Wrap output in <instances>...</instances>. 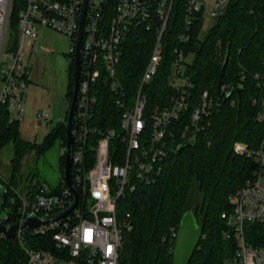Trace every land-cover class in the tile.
Listing matches in <instances>:
<instances>
[{
    "label": "built area",
    "instance_id": "obj_1",
    "mask_svg": "<svg viewBox=\"0 0 264 264\" xmlns=\"http://www.w3.org/2000/svg\"><path fill=\"white\" fill-rule=\"evenodd\" d=\"M15 2L0 0V116L7 114L9 121L20 120L26 113L31 69L25 54L32 52V43L38 39L40 28L52 29L71 38L67 59L69 65H75L82 9L81 0H23L18 12L19 33L16 42L11 44ZM186 2V29L178 36L179 44L172 46L168 74L173 88L171 102L165 108L155 109L149 127L145 117L148 104L145 84L153 80L164 59L165 32L174 0H88L72 166V180L83 196H79L76 209L68 216L34 229L22 226L17 230L13 239L25 251V264H121L124 232L131 230L133 223L130 214L120 219L119 199L136 191L140 184L152 183L163 171L165 160L195 139L204 117L219 110L225 102L236 103L235 95L244 86L242 81L221 83L217 97L206 89L191 112L190 124L175 131L174 123L189 106L187 69L192 57L185 52L184 45L190 41L194 19L201 10H208L211 17H215L227 0ZM139 29L153 32L156 38L135 101L123 113L121 131L115 128L99 131L90 124L99 99L97 84L105 82L116 93H122L118 73L124 42ZM38 118L50 120L46 108L38 112ZM91 132H100V135L92 147L95 149L93 165L88 168L87 139ZM235 150L240 155L249 153L248 145L240 141L235 144ZM61 154L65 155V145ZM256 156L260 169L255 178L238 189L232 211L222 213L228 226L227 236L235 241V264H264V247L254 246L246 236L249 223H264V138ZM73 198L66 182L62 191L53 193L51 185L43 180L33 195L21 196L18 221L23 222L31 214L42 216L60 212ZM5 219L7 215L0 224L5 223ZM177 234L178 230H173L176 238ZM45 236L50 240L44 238L38 245L30 244V239ZM2 237H6L4 233L0 234V239Z\"/></svg>",
    "mask_w": 264,
    "mask_h": 264
},
{
    "label": "trees",
    "instance_id": "obj_2",
    "mask_svg": "<svg viewBox=\"0 0 264 264\" xmlns=\"http://www.w3.org/2000/svg\"><path fill=\"white\" fill-rule=\"evenodd\" d=\"M186 0H174L170 20L165 32V55L153 80L145 84L148 104L145 117L148 126L156 108H165L171 102L173 88L168 81L171 68L172 46L179 44L178 36L186 29ZM23 0H16L11 16L10 34L17 38L18 12ZM212 25L203 32L205 11L196 14L190 41L184 45L192 57L187 69L190 87L188 110L174 123L176 132L190 124L192 110L201 94L208 89L216 96L217 83L242 81L243 88L235 95L236 103L225 102L219 110L204 117L195 139L184 145L164 162L160 175L152 183H143L136 191L127 193L118 201L120 219L130 214L133 228L124 232L121 264H174L176 237L181 219L188 210L203 227V236L189 264H235V241L227 236L228 226L222 212L231 211L238 189L255 178L260 169L257 152L264 138V0H227L223 10L213 17ZM153 32L139 29L124 42L119 65L122 93H116L105 82L97 84L99 99L93 110L90 124L99 131L115 128L121 131V119L132 106L139 89L144 69L155 44ZM74 64L69 68L67 104L73 93ZM68 113V108H67ZM260 115L263 118L260 119ZM68 116V114H67ZM19 121H9L7 114L0 116V150L12 143L10 177L0 178L7 189L0 211L10 207L5 223L20 218L22 195H33L41 181L33 184L32 176L22 172L23 158L31 150L44 153L56 138L66 144V121H60L53 134L42 144H32L19 132ZM176 122V121H175ZM97 130V131H98ZM100 132H91L87 139V167L93 165L95 147ZM244 142L254 151L240 155L237 142ZM61 182L52 188L59 193L65 187L63 170L65 155L61 154ZM34 175V174H33ZM80 198L81 189L77 188ZM199 201L194 209L191 202ZM248 241L264 247V223L246 226ZM50 240L48 236L30 239L31 245ZM45 240V241H46ZM25 251L13 238L0 239V264H25Z\"/></svg>",
    "mask_w": 264,
    "mask_h": 264
},
{
    "label": "rangeland",
    "instance_id": "obj_3",
    "mask_svg": "<svg viewBox=\"0 0 264 264\" xmlns=\"http://www.w3.org/2000/svg\"><path fill=\"white\" fill-rule=\"evenodd\" d=\"M214 18L205 10L203 32L212 25ZM16 37L10 35V43L16 42ZM71 38L61 32L45 29L41 36V46L32 48L28 64L31 67L30 85L26 93V113L19 121V132L23 139L32 144H42L50 134H53L67 118L66 89L69 79V62ZM27 57L29 53L25 54ZM46 108L50 115L49 121H41L38 112ZM262 147V146H261ZM61 141L56 138L44 152L31 150L22 161V172L25 177L32 176V183L46 180L52 188L59 187L61 182ZM254 151L249 148L248 155ZM14 154L12 143L0 150V178L10 177L11 159ZM34 174V175H33ZM234 193L231 194L233 197ZM189 206L194 209L199 201V194ZM89 206L92 200H88ZM10 211L6 206L0 211V220ZM229 212L225 210L223 212ZM232 211V210H231ZM222 212V213H223Z\"/></svg>",
    "mask_w": 264,
    "mask_h": 264
},
{
    "label": "water",
    "instance_id": "obj_4",
    "mask_svg": "<svg viewBox=\"0 0 264 264\" xmlns=\"http://www.w3.org/2000/svg\"><path fill=\"white\" fill-rule=\"evenodd\" d=\"M82 9L80 17L79 34L77 38V49L74 65V81H73V93L68 107V116L66 121V144H65V166H64V179L66 185L73 192V201L65 209L60 212L36 215L31 214L21 222L17 221L10 225L6 223L0 224V234L4 233L7 238H14L17 230L26 226L29 229H34L42 224L53 222L61 219L72 213L78 204L79 192L72 180V166H73V141H74V126L76 120V113L79 100V85H80V73H81V51L85 26V18L87 12L88 0H81ZM223 10V8H221ZM221 81L217 83L216 93L220 95ZM1 200L5 201L7 195V189L0 183ZM203 236V227L196 221L194 212L188 210L181 219V223L178 229L176 238L175 251H174V264H189L199 243Z\"/></svg>",
    "mask_w": 264,
    "mask_h": 264
},
{
    "label": "crops",
    "instance_id": "obj_5",
    "mask_svg": "<svg viewBox=\"0 0 264 264\" xmlns=\"http://www.w3.org/2000/svg\"><path fill=\"white\" fill-rule=\"evenodd\" d=\"M45 29H47V28H43V27H41L40 28V33H39V37H38V39L36 40V41H34L33 43H32V48H36V47H39V46H41V36H42V34L44 33V31H45ZM30 57V55L28 56V58ZM29 61V60H28ZM30 69H31V67H30ZM66 93H67V89H66ZM67 97V96H66ZM67 106H68V104H67ZM44 181H46V180H44ZM47 182V181H46Z\"/></svg>",
    "mask_w": 264,
    "mask_h": 264
}]
</instances>
